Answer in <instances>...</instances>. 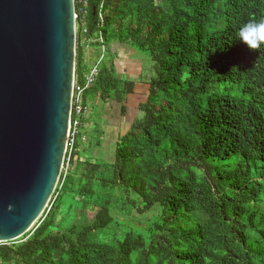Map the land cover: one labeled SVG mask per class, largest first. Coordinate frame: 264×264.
<instances>
[{"label":"trees","instance_id":"trees-1","mask_svg":"<svg viewBox=\"0 0 264 264\" xmlns=\"http://www.w3.org/2000/svg\"><path fill=\"white\" fill-rule=\"evenodd\" d=\"M87 3L76 82L89 71L78 41L100 34L106 53L116 41L149 57L147 99L109 162L85 154L79 127L48 206L0 244V264H264V44L239 40L264 0H104L101 23ZM134 85L104 59L83 105L124 115Z\"/></svg>","mask_w":264,"mask_h":264},{"label":"water","instance_id":"water-1","mask_svg":"<svg viewBox=\"0 0 264 264\" xmlns=\"http://www.w3.org/2000/svg\"><path fill=\"white\" fill-rule=\"evenodd\" d=\"M73 0H0V244L36 224L66 152Z\"/></svg>","mask_w":264,"mask_h":264},{"label":"crops","instance_id":"crops-1","mask_svg":"<svg viewBox=\"0 0 264 264\" xmlns=\"http://www.w3.org/2000/svg\"><path fill=\"white\" fill-rule=\"evenodd\" d=\"M107 52V50H106ZM83 53V64L85 65V53ZM99 54V52H98ZM97 54V55H98ZM107 54V53H106ZM137 54L131 46L122 42H112L109 47L108 58H112L116 72L119 76L124 79L135 82L133 93L129 94L126 98L123 107H125V114L121 115V105L117 104L114 100L107 102L108 106L105 108L106 117L104 118V126L102 127L103 136L100 141L101 143L110 142L109 144L114 145L119 138V135L122 134L121 127L124 129L123 133L128 129L132 119L135 116L139 115V106L144 103L147 99L148 85L145 84L141 78L143 74V60L140 57H134ZM98 57V56H97ZM106 57V56H105ZM107 58V59H108ZM88 101H92L88 100ZM87 101V103H88ZM87 105V104H86ZM86 106H85V115L83 117V123H81L80 129L83 131L86 130L87 121H86ZM115 111V112H114ZM114 112V115L111 117V113ZM118 113V117L115 113ZM119 124H121L119 126ZM123 125V126H122ZM88 148L85 150V154L89 155ZM92 150V149H91ZM90 150V151H91ZM114 150V148H113Z\"/></svg>","mask_w":264,"mask_h":264},{"label":"rangeland","instance_id":"rangeland-1","mask_svg":"<svg viewBox=\"0 0 264 264\" xmlns=\"http://www.w3.org/2000/svg\"><path fill=\"white\" fill-rule=\"evenodd\" d=\"M80 46L82 47L84 53H85V66H87L88 69H90L93 64L95 63V60L97 59V54L99 52V48L96 47L94 45L93 41H88L85 40L84 38H82L79 41ZM135 50V49H134ZM137 51V50H135ZM140 57L143 60V67H144V73L142 74L141 78L144 79V77H146V74L148 73V68H149V64H150V60L149 57L141 52V51H137V54L134 55V57ZM108 58V53L106 54L105 59L107 60ZM109 102V101H107ZM107 102H101L99 99H93L92 101H88L87 105H86V121H87V126L85 127L86 130L82 132L83 134V145L82 147L85 148V150H87L88 148H91L90 150H88L89 152V157H92L93 159H97L99 161L102 162H109V160L111 161L112 159V155H113V148L114 145L109 144L110 142H106L107 144L105 145V143H101L99 146H96L95 144H93L94 139L92 138V135H97V133L99 132V130H102V127L104 126V118L106 117L107 114H105V108L106 106H108ZM115 112V111H114ZM114 112L111 113V117L112 115H114ZM116 116L118 117V113H115ZM121 124H119L120 126ZM123 126V125H122ZM124 129H122L121 127V132L123 133ZM91 139V146L90 144H87V140ZM103 139V138H101ZM67 170V169H66ZM63 171V169H62ZM55 193V191H54ZM53 193V194H54ZM49 204V202H48ZM48 206V205H47ZM63 211V210H61ZM64 212V211H63ZM116 233H118L116 231Z\"/></svg>","mask_w":264,"mask_h":264},{"label":"built area","instance_id":"built-area-1","mask_svg":"<svg viewBox=\"0 0 264 264\" xmlns=\"http://www.w3.org/2000/svg\"><path fill=\"white\" fill-rule=\"evenodd\" d=\"M98 2L99 4L97 6V17L99 19V22L101 23L104 0H98ZM73 3L74 5L77 4L78 9H79L77 13H75V10H74V13H75L74 18L76 21L78 19L79 14H82V15L86 14V7L88 3H87V0H73ZM98 42H99L98 57L95 60V63L93 64V66L89 69L88 73L85 75L83 83L78 84L75 78L73 79L66 152H65L64 161H63V171L67 169V166L69 163V155L73 147L74 140L78 134V129L81 125V119L85 115V107L82 101V94L86 89H88L94 83L98 75L99 65L105 59V56H106V47L103 44L102 37L100 34H98Z\"/></svg>","mask_w":264,"mask_h":264},{"label":"clouds","instance_id":"clouds-1","mask_svg":"<svg viewBox=\"0 0 264 264\" xmlns=\"http://www.w3.org/2000/svg\"><path fill=\"white\" fill-rule=\"evenodd\" d=\"M239 40L249 49H256L264 44V20L244 24L239 30Z\"/></svg>","mask_w":264,"mask_h":264}]
</instances>
